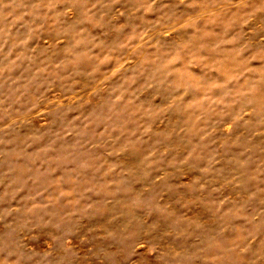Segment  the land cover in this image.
<instances>
[{
	"label": "rangeland",
	"instance_id": "374dc122",
	"mask_svg": "<svg viewBox=\"0 0 264 264\" xmlns=\"http://www.w3.org/2000/svg\"><path fill=\"white\" fill-rule=\"evenodd\" d=\"M0 264H264V0H0Z\"/></svg>",
	"mask_w": 264,
	"mask_h": 264
}]
</instances>
